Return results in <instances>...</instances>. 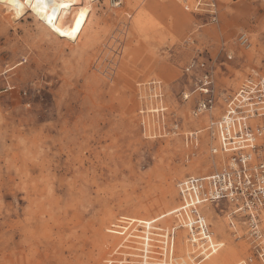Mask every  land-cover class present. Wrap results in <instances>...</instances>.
I'll list each match as a JSON object with an SVG mask.
<instances>
[{"label":"rangeland","instance_id":"obj_1","mask_svg":"<svg viewBox=\"0 0 264 264\" xmlns=\"http://www.w3.org/2000/svg\"><path fill=\"white\" fill-rule=\"evenodd\" d=\"M80 7L56 37L32 14L14 22L0 6V264L188 263L187 229H175L169 259L153 248L154 226H177L179 180L226 158L209 150L208 114L192 115L197 92L182 98L194 81L184 66L195 58L211 70L222 104L243 78L264 70V3ZM240 30L250 33L248 47L236 44ZM212 205L214 240L221 235L213 221L225 218L239 252L226 264L252 256L243 220L233 234L229 204ZM137 215L158 219L146 227ZM183 234L186 252L177 241Z\"/></svg>","mask_w":264,"mask_h":264},{"label":"built area","instance_id":"obj_2","mask_svg":"<svg viewBox=\"0 0 264 264\" xmlns=\"http://www.w3.org/2000/svg\"><path fill=\"white\" fill-rule=\"evenodd\" d=\"M110 1L120 3V0ZM253 1L264 3V0ZM196 2L206 4V0ZM235 40L239 47H246L250 44V33L240 30ZM225 57L231 60L233 54H226ZM200 67L195 58L185 64L184 73L193 77L194 81L193 91L184 93L182 98L186 100L191 93L197 92L192 115L208 114L205 129L216 142L210 146V151L212 154H227V162L218 170L202 175H187L178 181L176 188L180 205L176 211L178 215H185V221L181 224L187 228L190 244L197 251L193 255L195 259L202 257L204 252L213 253V246L217 244L212 242V230L203 208L199 209L200 205L227 202L231 208L228 227L232 233H236L235 224L243 220L247 232L252 236L253 255L237 264H253L254 258L264 264V230L261 227L264 212V70L248 74L220 104L213 72ZM178 215L177 219L181 220ZM159 226L154 227L155 231H159V239L153 248L158 252L169 248L171 253L174 226L169 229ZM164 234L171 239L166 240Z\"/></svg>","mask_w":264,"mask_h":264},{"label":"bare ground","instance_id":"obj_3","mask_svg":"<svg viewBox=\"0 0 264 264\" xmlns=\"http://www.w3.org/2000/svg\"><path fill=\"white\" fill-rule=\"evenodd\" d=\"M87 1L88 0H0V6L4 7L6 12L8 13V15H6V16H9L10 19L14 22L22 19L28 13L32 14L34 16V18H38V20L45 27V29H47L49 32L54 34L56 37H59V36H64L67 33L68 29H66V27H65V22H72V21H70L71 18H73L74 15H76V12L81 8L80 6L83 3H86ZM113 4L118 5L119 3L115 2ZM248 46H246V47H248ZM202 130L203 129H198L194 132H191V135L198 134ZM215 143H216L215 140L212 139V143L210 144V146L214 145ZM209 150H210V147H209ZM216 154L224 155V157L226 158V159H224L223 157H221L219 160H217L216 166H219V165L222 166L224 163L227 162V154H222L220 152H218ZM199 163H200V161H199ZM221 166L215 170L220 169ZM215 170H213V171H215ZM189 174L195 175L196 173L190 172ZM201 208H203L202 211L204 212L205 219L208 218L210 220H213L212 219V209H213L212 203L201 204L199 209H201ZM178 209L179 208L177 206L174 210L175 219L178 222L177 226H174V231H175V229H177L179 227L185 228L181 224L183 221H185L184 220L185 215L183 213H180V215H178L177 211H176ZM167 211H164V212H166L164 215H170L172 213V211H170V210L168 212ZM164 215H162V216H164ZM177 215L180 217V219L181 218L182 219L178 220ZM262 218H263V221H262L261 225L264 223V212L262 213ZM135 219L137 220V222H136L137 225L141 224L142 226L149 227V224L151 223V221H155L158 218H153L152 220H143V222H142V221H140L141 216L137 215V218H135ZM206 221H207V219H206ZM225 221H226L225 218L223 220L213 221L215 235L216 236L218 234L221 235V239L219 241L214 240V236H212L213 237L212 242H217V244H215V245L213 243V245H214L213 247H214L215 251L213 253L204 252V255H202V257H197L195 259L193 256H190V258L187 256V258H189L188 260L190 262L185 263V264H199L204 260H206L204 264H226V260H228V259L232 260L236 257V255H238V253H239L238 250H236L234 247H232L230 245V241H231L230 239H232V237H233L232 234L224 231ZM111 227H116V226H113V224H111ZM165 228L169 229L170 227H165ZM178 233L180 234L181 230L178 229ZM212 235H213V232H212ZM164 236H166V235L164 234ZM249 237L251 238L252 236L249 235ZM165 239L169 240V239H171V237L166 236ZM173 241H174V236H173ZM177 241H178V244L180 246V249L182 251L186 252L188 250V248H187L188 244H187V240L184 238V234L182 236H179ZM173 244H174V242H173ZM151 247L152 246H149L148 243L146 244V248H145L146 253L149 251L148 248H151ZM191 247H193V246L191 245ZM164 250L168 251L170 249L165 248ZM192 251L194 252L192 255L197 254V253H195L194 250H192ZM167 253L169 254V259H170L171 255L173 253V246L171 249V253H170V251H168ZM186 254H188V252ZM243 259H240V260H243ZM175 260H176V258H175ZM240 260H238V261H240ZM238 261L235 264H237Z\"/></svg>","mask_w":264,"mask_h":264}]
</instances>
